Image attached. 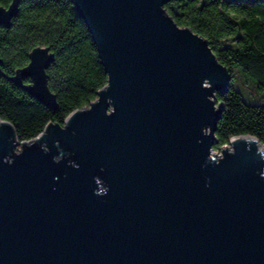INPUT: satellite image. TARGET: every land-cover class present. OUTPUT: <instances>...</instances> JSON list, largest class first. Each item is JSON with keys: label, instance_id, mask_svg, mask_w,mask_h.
Masks as SVG:
<instances>
[{"label": "water", "instance_id": "water-1", "mask_svg": "<svg viewBox=\"0 0 264 264\" xmlns=\"http://www.w3.org/2000/svg\"><path fill=\"white\" fill-rule=\"evenodd\" d=\"M70 1L107 84L28 142L0 118V264H264V147L212 154L231 75L209 43L168 0ZM53 60L37 47L11 79L50 110Z\"/></svg>", "mask_w": 264, "mask_h": 264}, {"label": "trees", "instance_id": "trees-1", "mask_svg": "<svg viewBox=\"0 0 264 264\" xmlns=\"http://www.w3.org/2000/svg\"><path fill=\"white\" fill-rule=\"evenodd\" d=\"M12 1L0 0V7ZM164 10L178 27L205 39L231 75L228 91L216 94L223 108L213 150L241 136L254 137L264 147V0H168ZM37 47L48 48L54 57L46 71L56 96L54 110L11 81ZM0 61V118L13 126L19 144L38 137L50 123L63 126L107 84L92 37L70 0H21L10 27H0ZM246 84L252 100L239 89Z\"/></svg>", "mask_w": 264, "mask_h": 264}, {"label": "rangeland", "instance_id": "rangeland-1", "mask_svg": "<svg viewBox=\"0 0 264 264\" xmlns=\"http://www.w3.org/2000/svg\"><path fill=\"white\" fill-rule=\"evenodd\" d=\"M239 89L241 90V92L243 93V95L245 97H247L248 99H251L252 100V96H251V93L249 91V87H248L247 84L245 85V88L243 90L241 88H239ZM221 151H222V149L217 150V151L216 150H212V154L216 153L217 155H220L221 154Z\"/></svg>", "mask_w": 264, "mask_h": 264}]
</instances>
